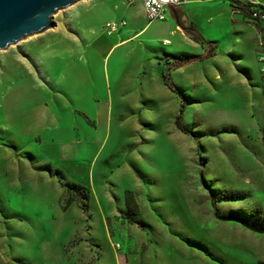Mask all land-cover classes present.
<instances>
[{
    "label": "rangeland",
    "instance_id": "rangeland-1",
    "mask_svg": "<svg viewBox=\"0 0 264 264\" xmlns=\"http://www.w3.org/2000/svg\"><path fill=\"white\" fill-rule=\"evenodd\" d=\"M141 2L79 0L46 30L0 50V245L8 264L264 260V232L251 228L264 227L261 24L250 21L255 36L243 41L226 17L232 0L187 1L179 9L207 41L201 54L214 48L202 60L215 57L169 68V54L197 49L172 32L170 11L150 21ZM121 18L122 36L145 28L111 48L121 35L103 25ZM163 70L172 82L180 74V92L153 81L139 106L123 101L120 92L142 90L146 76ZM181 102L186 131L176 124ZM72 181L89 188L87 210L66 192Z\"/></svg>",
    "mask_w": 264,
    "mask_h": 264
},
{
    "label": "crops",
    "instance_id": "crops-1",
    "mask_svg": "<svg viewBox=\"0 0 264 264\" xmlns=\"http://www.w3.org/2000/svg\"><path fill=\"white\" fill-rule=\"evenodd\" d=\"M187 1L189 2L191 0H186L184 3L180 4L177 8H175L179 13L180 21L175 23V24H171L170 27L173 28L172 32L177 33L180 42L181 41L186 42L191 47L197 49L195 53H191V54L200 55L203 52V46L201 45V43L199 41H197L196 39L193 38V33H192L193 31L190 27L192 24L188 23L189 25H186L187 23L183 22V19L187 20V22H188V14H186L185 11H182L179 9L180 7H184L188 3ZM201 1L202 0H193V2H201ZM206 1L212 2L215 0H206ZM259 3L264 4V1H260ZM141 4H143V2H141ZM226 4H227L226 17H227V20L230 23H232L233 28H234L232 32L233 33L235 32L236 34H240L243 41L244 40L250 41L249 37H251V35H252V39H253V36H255V33H256L255 25L251 24L250 20H248V18L244 15L243 12L236 10V9H233L230 5H228V3H225V5ZM142 6H144V5H142ZM208 18L210 21L215 20V17L213 15H210ZM191 22H194V21L191 20ZM180 23H182V24H180ZM260 24L261 25H258V26H260V28H262V30L264 31V23H260ZM182 27H184L185 29H183ZM144 28H145V26L141 27L138 31L136 30L137 32H135L133 35L128 36V37L122 36L123 33H122V28H121V30L119 31V35H121L120 38L115 40L114 42H112L110 44V47L112 48V47H115L116 45H117L116 47H119V46H123V44H127L129 40H132L133 37H136L137 34L140 31H142ZM126 32H127V30H126ZM164 39H169V42L164 43V44L173 43L172 39L169 37H165ZM254 39H255V37H254ZM110 47H109V49H110ZM173 53L179 54V53H184V51H182V52L181 51H174ZM214 57L215 56H213L212 58H214ZM212 58L205 59L204 61L201 60V61H196V62H205L206 63L209 60H211ZM224 63H226V62L224 61ZM185 65H188V64H185ZM182 66H184V65H182ZM146 77H145L144 83L143 82H142L143 84L141 83V89L142 90H140V88H138V86H131L130 85L129 87H127V92L122 91L119 93L121 95L123 101H124V99H126V96H131L132 99L128 100V101L133 102V106H139V104H141V100L139 99L140 94H142V96L145 97V96H149L153 93L151 88H149V86H151L153 84V81L158 82V84L164 85L167 88H169L163 80L162 73H159L157 75L155 74L152 78L153 80L150 78H146ZM181 78L182 77L180 76V74L177 71H175V73L172 74L173 82L177 83L178 85H180L182 83ZM60 148H61L60 149L61 151L68 152L67 146L61 145ZM2 216L3 215L0 213V217H2ZM1 231H3V224L0 222V233H1ZM5 250L6 249L0 245V259H2L5 264H8V262L12 258H9L8 255L5 254ZM9 264H12V263H9Z\"/></svg>",
    "mask_w": 264,
    "mask_h": 264
},
{
    "label": "water",
    "instance_id": "water-1",
    "mask_svg": "<svg viewBox=\"0 0 264 264\" xmlns=\"http://www.w3.org/2000/svg\"><path fill=\"white\" fill-rule=\"evenodd\" d=\"M79 0H0V50L19 40L46 30L53 15ZM175 20L179 13L171 7ZM185 29L184 27H182Z\"/></svg>",
    "mask_w": 264,
    "mask_h": 264
},
{
    "label": "trees",
    "instance_id": "trees-1",
    "mask_svg": "<svg viewBox=\"0 0 264 264\" xmlns=\"http://www.w3.org/2000/svg\"><path fill=\"white\" fill-rule=\"evenodd\" d=\"M232 6L233 9H237L241 12L244 13V15H250L253 10H261L264 11V4L261 3H256V2H251V1H247V2H242L240 0H232ZM182 24V23H180ZM192 29V33H193V38L196 39L197 41H201L202 44L204 45V42H207L202 35L193 27V25L190 26ZM210 43V41H208ZM211 44V43H210ZM214 54V48H210V50H207L205 53L200 54V55H194V54H184V55H172L169 54V58H173V62L171 64V66H169V68H176L185 64H189L191 62H195V61H199L202 60L208 56H211ZM172 56V57H170ZM168 68V69H169ZM162 76H163V80L165 82V84L171 88L174 91H179V89L177 87L174 86L173 82L171 81V77H170V73L166 70H163L162 72ZM180 92V91H179ZM185 102H181V107H180V111L176 117V124L177 126L182 129L183 131H186L184 125L182 124V116H183V112L185 109ZM66 192H73L74 197H76L79 200V206L83 209V210H87L88 208V204L86 202H84L83 200H87L89 199V194H90V190L89 188L83 184L80 181H72L71 183L67 184L65 187ZM71 201L67 200L66 205L67 206ZM126 203L129 207V209L132 210L133 213H137V211L134 209L133 205L134 204V199L132 198V196L129 195V193H126ZM216 214L218 215V212L215 211ZM227 219H235V220H239L241 221L244 225L246 226H251L248 221H246L245 219L239 218L237 216H229L226 217ZM256 231H261L264 232V227H251ZM257 264H264V260H259L257 262Z\"/></svg>",
    "mask_w": 264,
    "mask_h": 264
},
{
    "label": "built area",
    "instance_id": "built-area-1",
    "mask_svg": "<svg viewBox=\"0 0 264 264\" xmlns=\"http://www.w3.org/2000/svg\"><path fill=\"white\" fill-rule=\"evenodd\" d=\"M133 3L134 0H128ZM186 0H142L144 9L148 19L151 20H165L167 18V11L173 14L171 7L177 8L180 4L184 3ZM252 2V1H251ZM237 10V9H236ZM174 15V14H173ZM248 20L255 23L264 22V11L253 10L250 15H245ZM127 24L125 18L121 19H109L104 25V31L107 34H114L119 32L124 25ZM169 39H164V43H168Z\"/></svg>",
    "mask_w": 264,
    "mask_h": 264
}]
</instances>
